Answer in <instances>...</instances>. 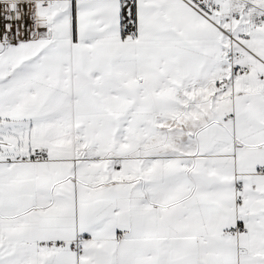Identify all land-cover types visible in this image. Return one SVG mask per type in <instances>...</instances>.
Returning a JSON list of instances; mask_svg holds the SVG:
<instances>
[{"label": "snow or ice", "instance_id": "1", "mask_svg": "<svg viewBox=\"0 0 264 264\" xmlns=\"http://www.w3.org/2000/svg\"><path fill=\"white\" fill-rule=\"evenodd\" d=\"M0 264H264V0H0Z\"/></svg>", "mask_w": 264, "mask_h": 264}]
</instances>
